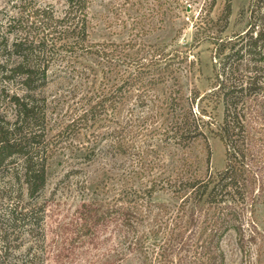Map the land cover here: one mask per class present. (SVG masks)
Listing matches in <instances>:
<instances>
[{"label": "rangeland", "instance_id": "obj_1", "mask_svg": "<svg viewBox=\"0 0 264 264\" xmlns=\"http://www.w3.org/2000/svg\"><path fill=\"white\" fill-rule=\"evenodd\" d=\"M26 1L27 9L46 8L55 17L66 9L65 0ZM159 1L160 9L153 7V0H89L86 34L94 45L90 49L104 51L105 59L86 55L78 46L70 50L56 46L53 56L44 58L41 66L48 69L47 82L30 94L43 119L34 129L44 137L37 157L45 160L46 183L30 197L22 179V158L13 156L0 168V264H140L133 252L123 255V246L131 245L129 241H135L149 223L140 204L142 195L150 194L153 203L166 205L174 214L180 212L172 193L161 189L162 177L153 179L176 165L182 152L166 140L164 111L156 115L141 103L151 102L155 110L159 106L160 113L172 94L179 100L174 106L178 114L187 109L193 90L202 97L213 80L214 45L220 38L244 33L248 0L231 1L223 32L217 20L225 0H215L210 10V0H199L186 13ZM18 5V0H0V65L16 61L7 56L3 44L14 39L7 25ZM196 30L201 41L195 48ZM130 45H135L134 51H129ZM163 45L162 64L169 65L167 71L177 76L176 83L167 78L150 84L147 73L152 71L146 69L137 71L142 80L122 81L127 66L132 69L130 64L145 57L149 48ZM108 63L115 65L120 77L117 104L91 116L92 97L110 83L103 78L113 71L106 69ZM25 94L18 79L6 80L0 71L2 126L13 121L11 97ZM216 113L219 120L221 109ZM206 138L210 171H220L223 145L207 132ZM200 146L193 147V154L203 163L205 151ZM256 208L254 242L248 237L249 225L243 226L244 250L234 232L228 231L220 241L224 264H264V203Z\"/></svg>", "mask_w": 264, "mask_h": 264}, {"label": "trees", "instance_id": "obj_2", "mask_svg": "<svg viewBox=\"0 0 264 264\" xmlns=\"http://www.w3.org/2000/svg\"><path fill=\"white\" fill-rule=\"evenodd\" d=\"M153 1V7L160 9V1ZM198 1L165 0L164 4L169 8L174 5L172 10L180 8L186 13ZM231 1L225 0L217 20L220 32L227 28ZM18 2V10L7 25V32L14 39L3 44L7 56H14L16 61L10 66L7 62L0 65V71L4 72L6 80L18 79L26 94L11 97L15 107L13 121L6 127L0 123V168L13 156L22 158L23 183L29 196L33 197L46 183L45 160L37 157V146L44 137L40 131L38 133L40 129H34L43 119L30 94L47 82L48 69L41 63L44 58L53 56L52 50L56 46L69 50L78 46L86 55L101 59L106 55L104 51L90 49L94 45L86 34L89 0H65L66 9L58 17L46 8L27 9L26 0ZM214 2L210 0L209 10ZM246 13L248 23L244 33L216 41L213 80L202 97L193 90L187 109L178 114L174 106L179 100L172 94L167 96L160 113L159 106L155 110L151 102L141 103L156 115L164 111L168 118L165 139L182 153L176 165L153 179L162 177L161 189L172 193V198L179 202L180 212L174 214L166 205L153 203L150 194L142 195V200L137 199L144 205V215L147 214L149 223L135 241H129L131 245L123 246V255L126 251L133 252L131 256L140 264H224L220 241L232 231L240 250H244L247 243L243 244L244 224L251 228L250 241L255 240L256 207L264 203V0H248ZM11 27L17 29L11 30ZM198 33L196 30L193 35L195 48L201 41ZM83 43L87 44L86 50ZM128 48L134 51L135 45ZM149 49L145 57L130 64L132 69L127 66L128 75L122 81L142 80L143 76L137 71L146 69L152 71L147 73L150 84L167 78L176 83L177 76L167 71L169 65L162 64L166 46ZM106 69L113 70L110 75H103L110 83L92 97L96 99L88 104L91 116L107 108L113 110L117 104L115 97L121 89L119 73L115 65L109 63ZM174 92L178 93V90ZM219 108L221 117L216 120ZM206 118L212 121L207 122ZM206 132L218 139L224 149V167L213 173L209 168L211 153ZM199 144L205 151L203 163L193 154V147ZM14 212L16 210L11 214ZM141 218L144 217L140 215V222Z\"/></svg>", "mask_w": 264, "mask_h": 264}]
</instances>
